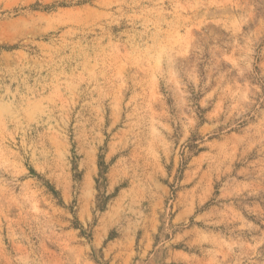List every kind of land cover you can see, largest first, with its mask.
Returning <instances> with one entry per match:
<instances>
[{
    "label": "rangeland",
    "instance_id": "obj_1",
    "mask_svg": "<svg viewBox=\"0 0 264 264\" xmlns=\"http://www.w3.org/2000/svg\"><path fill=\"white\" fill-rule=\"evenodd\" d=\"M1 47L0 264H264V0H0Z\"/></svg>",
    "mask_w": 264,
    "mask_h": 264
},
{
    "label": "trees",
    "instance_id": "obj_2",
    "mask_svg": "<svg viewBox=\"0 0 264 264\" xmlns=\"http://www.w3.org/2000/svg\"><path fill=\"white\" fill-rule=\"evenodd\" d=\"M0 49H3L2 47ZM105 172H106V165L104 162L100 163V180H98V189L101 188L102 186H104L103 183H101V181H103L104 183L106 182V177H105ZM49 191L54 195V196H58V193L52 188L49 187ZM108 200V197H106L104 194L98 197V201H99V205L98 208L99 210L103 211L104 210V206L106 205Z\"/></svg>",
    "mask_w": 264,
    "mask_h": 264
}]
</instances>
